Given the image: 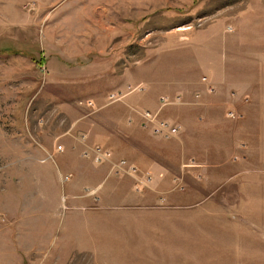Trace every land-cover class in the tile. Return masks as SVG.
I'll list each match as a JSON object with an SVG mask.
<instances>
[{"label": "rangeland", "instance_id": "374dc122", "mask_svg": "<svg viewBox=\"0 0 264 264\" xmlns=\"http://www.w3.org/2000/svg\"><path fill=\"white\" fill-rule=\"evenodd\" d=\"M108 23V70L55 57L74 37L95 42L88 31ZM263 46L264 0H0V264H264V141L252 135L254 122H243L246 140L227 157L208 152L202 170L187 167L202 163L191 145L180 158L179 135L144 144L118 127L125 102L139 125L162 98L173 102L164 120H175V106H194L199 88L189 98L179 89L200 75L192 70L199 61L225 64L239 87L224 91L244 89L238 101L254 106ZM200 83L217 93L206 76ZM127 87L135 92L107 102ZM228 112L226 120L243 118ZM95 145L132 167L139 155L159 158L176 189L109 192L115 177L100 182L104 164L85 156Z\"/></svg>", "mask_w": 264, "mask_h": 264}, {"label": "crops", "instance_id": "0c3cea01", "mask_svg": "<svg viewBox=\"0 0 264 264\" xmlns=\"http://www.w3.org/2000/svg\"><path fill=\"white\" fill-rule=\"evenodd\" d=\"M108 26H109V23H108ZM111 28H114V29H111ZM94 33L96 35L98 33L97 37L99 36V38L95 42H91V40H86V39L79 41L76 39V37H74L72 38V40L69 41L68 45L63 50L60 49L59 53L58 51L54 53L55 57H58V59H60V55H62L65 57V60H64L65 62H71V63L77 61L80 58H84V59H87L88 65H93L94 68L97 69V66H96L97 64H102V65L105 64L106 65L105 70H108L107 69L108 66L114 64V61H113L114 59L111 57V60H107L106 62H103L102 56L103 54L105 55L106 49H110L111 46L113 45L114 38H115L114 37L115 27L109 26V28L102 29L100 31L99 30L98 31H95V30L88 31V34L91 36L94 35ZM262 51H263V55L260 54V57L262 56L260 58L261 60L260 67H259L260 71H259L258 76L255 77L257 81L256 86L258 87L257 93L255 95L257 97V103L254 106L251 105L252 107L247 106L246 105L247 103L242 105V103L238 101L244 89L242 90L240 89L241 91L237 89L235 93L236 95H233V97L232 96L230 97V95H228L226 91H224V89H229L232 87H235V88L239 87L238 82H234L237 78L228 75V70L225 64L223 65L221 64L204 65L203 62L199 61V65H197L195 70L192 69L194 73L196 74L200 73V75L192 77L193 80L195 81L193 80L191 81L189 80V78L187 79V77H184V79H187L185 82L188 84L190 83L192 85L188 87L189 89L188 88L184 89V87L180 88L179 92H184L186 98H189L188 90L190 91V90L195 89V87H197L199 88L198 91L200 93L199 99L197 102H194L193 104L194 106L192 105L175 106V107H180L176 109L173 113V118L175 120L171 119L172 116L170 117V119L168 118L166 119L174 124L179 125L182 129L179 136L175 138L173 141V143L177 145L179 153L182 155L180 156V158L184 159V156L187 155L185 151H186L187 146L189 145H191L193 150H197L195 151V155L194 156L192 155V157L198 159V161L201 160L202 163L197 162L195 159L189 160V162L190 161L194 162V167L192 168L199 169V170L200 169L202 170L204 168H209V165L207 164V161H206L209 153L210 154L212 153L215 154V152L224 153L225 157H227L228 154H230L233 151V147H235L238 143H241L243 140H246L247 136L242 132L241 128L243 127V125H245V123L243 122H245L248 119L250 122H254L253 126L250 125L251 128H249L252 132V135L254 133L255 138H258V135H259V141L261 144L263 143L264 141L263 139V136H264V50ZM189 70H191V68ZM204 76L208 78L210 83L218 87L217 93L213 95H209L206 92V90L204 89V85L202 86L200 83V77H204ZM123 92L125 93L124 98H126L127 96L135 92V90L128 92L126 89ZM231 99L234 101H232ZM135 100L137 101V98L133 99L132 101H135ZM124 105L128 109V114L123 120H118V124H119L118 127H121V129L123 130L125 129L127 132H131L132 134L135 132L134 137H136L138 142L141 141V142H144V144H147L149 142H154V143L165 142L164 139L154 137V135L152 136L150 133L144 131L140 127V125L138 124V121L135 120V118H133L135 116L134 113L136 111L135 110L136 107H132L127 102H125ZM157 106L158 104L155 103L153 107H151L150 111H155ZM231 107H233L234 112L243 113V118L240 121L238 120V121L232 122L230 120L225 119L224 115L222 114V111L225 108H231ZM164 111L165 110L161 111L162 118H165L163 117ZM114 123H116V120ZM258 129L261 131L262 134L258 132ZM240 140L242 141L240 142ZM226 141H227V144H226ZM77 142L80 144V140L77 139ZM228 142H229V145H228ZM260 151L261 152L263 151L262 148L260 149ZM144 152H148V151L145 150ZM204 153H207V156H204ZM223 157H220V159H225ZM75 159L79 161V159L81 158L75 157L74 160ZM66 160L67 158L61 160V166L64 164V161ZM158 160L159 158L150 157V155L148 157L147 154L139 155V157L136 159V162L137 161L139 162L137 163V165L134 166L136 169L134 179H141L145 175H149L151 178V183L149 184L150 187L149 186L147 187L151 188V191H154V192L155 190L159 192L161 191L168 192L169 188L170 189L172 188V190H174L173 188L176 189V187H173V185L172 187L170 186L171 185L170 183H172L173 179L170 178L171 175L167 167L166 166L164 167L163 164H161L160 162H157ZM112 162L113 161L109 163L108 162L103 163L104 165H102L101 168L98 169L100 171V177H99L100 182L103 181L104 178H105L104 179L105 181L107 179H111L115 177L114 179L115 181H112L110 185L109 192L112 190L113 191L116 190L118 192L122 191L123 193L132 192V189L135 185V180L133 179V177H129L126 175H117V176L113 175L111 172ZM215 165L217 166V164ZM137 200L139 202L141 201L140 203L142 206L140 207H146L148 209L155 208L153 206V203L150 202L149 200L147 201L146 199L143 200L140 198ZM159 201H156V202L159 203ZM76 204H78V201L76 202ZM100 207H104V206H100ZM108 207L115 208L117 206H115L114 204ZM119 207H123V206H119ZM80 209L87 210L88 205L81 204ZM150 217L154 218L157 216L151 215ZM114 218L115 219H129L128 217H120V218L114 217ZM69 219H79V218L78 217L76 218V215H75L74 217H71ZM89 219H91V217ZM162 219H167V218L163 217Z\"/></svg>", "mask_w": 264, "mask_h": 264}, {"label": "built area", "instance_id": "2783aa9c", "mask_svg": "<svg viewBox=\"0 0 264 264\" xmlns=\"http://www.w3.org/2000/svg\"><path fill=\"white\" fill-rule=\"evenodd\" d=\"M206 79H203V82H205ZM128 92H131V87L127 88ZM213 89L208 87L207 92L212 93ZM125 96V93L123 91H116L115 93H111L107 95V102L109 104L116 103L118 101H121ZM179 98V97H177ZM177 98H175L177 100ZM180 102V99L175 102ZM172 101H169L168 98H162L159 100V107L155 111L145 110L140 115V125L143 129L149 130L150 133L156 137L162 138V139H170L173 137H176L180 134L181 128L179 125L174 124L170 121L161 119L160 113L163 109H165L168 105L172 104ZM86 107L92 109L93 108V102L92 101H84L83 103ZM228 117L232 120H237L240 116L236 112H228ZM56 152L59 151V146L57 147ZM87 153V154H86ZM86 157H90V159L96 163V164H103V163H109L111 162V155L110 153L105 150L102 147H99L97 145L93 146L92 148L88 149L87 152H85ZM49 158H51V155H49ZM190 163V162H189ZM192 163V162H191ZM111 172L113 175H126L129 177H133L135 175V167H132V165H129L125 160H119L116 163H111ZM187 166V165H186ZM187 167H194V164H191ZM147 176V175H146ZM62 182L69 181V177H63L61 178ZM135 185L134 189L135 191H140L144 189V187H147L151 183L150 177H143L141 179H134ZM179 188V185L177 186Z\"/></svg>", "mask_w": 264, "mask_h": 264}]
</instances>
